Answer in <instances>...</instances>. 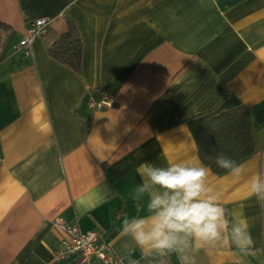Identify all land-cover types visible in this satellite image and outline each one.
<instances>
[{
  "label": "crops",
  "instance_id": "obj_1",
  "mask_svg": "<svg viewBox=\"0 0 264 264\" xmlns=\"http://www.w3.org/2000/svg\"><path fill=\"white\" fill-rule=\"evenodd\" d=\"M0 20V264H72L58 219L113 264H264V0H0ZM66 20L80 73L48 53ZM241 106L255 154L216 176L197 142Z\"/></svg>",
  "mask_w": 264,
  "mask_h": 264
},
{
  "label": "trees",
  "instance_id": "obj_2",
  "mask_svg": "<svg viewBox=\"0 0 264 264\" xmlns=\"http://www.w3.org/2000/svg\"><path fill=\"white\" fill-rule=\"evenodd\" d=\"M50 29L51 26L45 35L51 31ZM11 31V27L0 20V53ZM56 35L48 47L50 57L76 73H80L83 47L76 24L66 20L65 31ZM197 145L199 157L207 168L216 176L228 174L255 154L250 110L241 106L216 115L207 123Z\"/></svg>",
  "mask_w": 264,
  "mask_h": 264
},
{
  "label": "built area",
  "instance_id": "obj_3",
  "mask_svg": "<svg viewBox=\"0 0 264 264\" xmlns=\"http://www.w3.org/2000/svg\"><path fill=\"white\" fill-rule=\"evenodd\" d=\"M51 23V20L47 18L34 19L28 23L26 35L14 47V51L31 50L34 42L47 33ZM88 106L91 111L97 112L111 108L112 103L104 100H90ZM54 227L66 236L63 248L55 252V261L72 259V264H113L109 247L103 242L100 233L85 234L78 224L70 225L62 219L56 220Z\"/></svg>",
  "mask_w": 264,
  "mask_h": 264
}]
</instances>
